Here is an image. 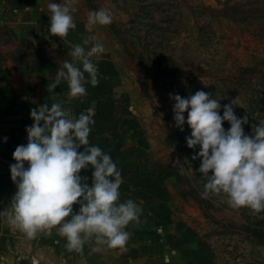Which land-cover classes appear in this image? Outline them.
<instances>
[{
	"label": "rangeland",
	"instance_id": "1",
	"mask_svg": "<svg viewBox=\"0 0 264 264\" xmlns=\"http://www.w3.org/2000/svg\"><path fill=\"white\" fill-rule=\"evenodd\" d=\"M48 2L0 0V27L28 22L37 34L60 38L49 31ZM76 7L71 43L104 45L98 60L118 89L111 103L120 136H132L142 157L138 188L121 199L137 202L140 222L126 226L123 248L93 236L79 252L56 226L13 245V255L0 244V264H264V211L233 208L223 193L202 197V158H192L200 146L188 147V112L181 130L170 98L203 90L220 97L221 115L235 100L249 134L264 122V0H79ZM100 8L112 11L113 22L88 26V12Z\"/></svg>",
	"mask_w": 264,
	"mask_h": 264
},
{
	"label": "clouds",
	"instance_id": "2",
	"mask_svg": "<svg viewBox=\"0 0 264 264\" xmlns=\"http://www.w3.org/2000/svg\"><path fill=\"white\" fill-rule=\"evenodd\" d=\"M78 3L79 0L60 3L49 0L51 34L63 38L76 28L73 13L78 11ZM113 19L108 8L88 12V26L110 25ZM89 43L90 40H84L85 45ZM104 51L99 42L87 49L81 44L73 45L70 54L79 65L64 60L48 91L66 81L70 97L87 95L86 84L98 83V67L93 58L98 60ZM170 98L175 101V125L181 130L186 122L184 113L188 112L187 124L192 130L186 137L188 147L200 146L192 158H202L198 169L206 178L202 197L223 193L233 208L264 211V122L248 135L243 128L248 116L238 117L234 113L235 100L223 105L221 115L220 97L217 99L203 90L186 98L170 94ZM94 115L89 108L77 117L58 102L30 110L33 123L26 126L28 141L15 148V163L10 165L17 191L7 217L8 224L28 238L34 239L42 231L58 226L57 231L66 239L70 251H82L93 236L99 244L123 248L131 235L126 226L140 222L142 209L137 202L132 199L120 202L123 177L116 162L99 146L90 144ZM224 121L230 123L227 130L222 126ZM82 146L83 151H78ZM89 166L93 169L91 186L88 178L80 175ZM76 203L80 207L74 213ZM33 264L39 262L34 259Z\"/></svg>",
	"mask_w": 264,
	"mask_h": 264
},
{
	"label": "crops",
	"instance_id": "3",
	"mask_svg": "<svg viewBox=\"0 0 264 264\" xmlns=\"http://www.w3.org/2000/svg\"><path fill=\"white\" fill-rule=\"evenodd\" d=\"M28 24L11 23L9 28L0 27V244L2 251L12 255L19 251L18 248L13 249V245L35 242L21 230L15 234L14 227L7 222L10 203L17 191L11 179L10 165L26 126L33 123L30 117L32 108L45 103L50 107L51 103L58 102L77 117L86 109H93L95 123L91 125L89 141L109 153L121 170L123 183L120 187V202L124 190H130V193L138 188L139 166L142 162L132 136L124 140L120 136L121 130L117 126L115 109L111 103L118 89L113 86L112 77L103 70V61L93 59L98 67V83L86 84L87 95L70 97L66 81L49 92L48 85L54 81L64 60L79 65V61H73L70 54L76 44L74 41L71 43L70 32L63 38L46 37L37 34ZM85 75L88 77L87 73ZM5 140L6 144L3 143ZM78 151H83V146ZM92 172L91 166L80 172L81 176L88 178L89 186L92 184ZM79 207L78 203L73 204V212H78Z\"/></svg>",
	"mask_w": 264,
	"mask_h": 264
},
{
	"label": "built area",
	"instance_id": "4",
	"mask_svg": "<svg viewBox=\"0 0 264 264\" xmlns=\"http://www.w3.org/2000/svg\"><path fill=\"white\" fill-rule=\"evenodd\" d=\"M27 141H28V134H27V132H26V130L23 132V135L21 136V140H20V144L19 145H21V144H26L27 143ZM13 163H15V160L13 161ZM12 163V164H13ZM27 163L28 162H25V166L27 167Z\"/></svg>",
	"mask_w": 264,
	"mask_h": 264
},
{
	"label": "trees",
	"instance_id": "5",
	"mask_svg": "<svg viewBox=\"0 0 264 264\" xmlns=\"http://www.w3.org/2000/svg\"><path fill=\"white\" fill-rule=\"evenodd\" d=\"M259 2H262V1H259ZM243 128H244L245 134L251 135V134H249L247 128H245V127H243ZM262 224H264V222H263ZM256 236H257V235H256ZM257 237H258V236H257ZM259 237H261L262 239L264 238V236L261 235V234H259Z\"/></svg>",
	"mask_w": 264,
	"mask_h": 264
}]
</instances>
